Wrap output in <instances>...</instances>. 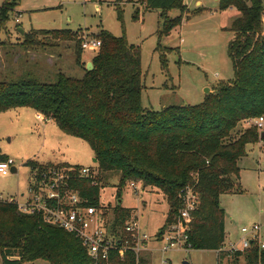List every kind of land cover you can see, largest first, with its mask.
<instances>
[{
    "label": "trees",
    "instance_id": "trees-1",
    "mask_svg": "<svg viewBox=\"0 0 264 264\" xmlns=\"http://www.w3.org/2000/svg\"><path fill=\"white\" fill-rule=\"evenodd\" d=\"M21 0H5L0 7V33ZM122 0L117 1L120 7ZM146 11L161 12V35L182 24L187 10L184 0H141ZM235 8L239 16L228 29L234 34L228 46L234 80L220 83L216 93L208 94L196 106H169L160 111L142 105V53L125 36L115 37L101 30L102 42L93 58L94 69L87 72L81 57L82 39L71 30L42 31L53 40L73 41L77 64L85 71L82 79L59 73L55 83L34 78L0 82V114L17 108L33 109L51 119L65 134L89 144L100 170L119 172V193L128 183L163 193L169 212L157 237L177 219L184 190L193 188L198 207L192 214L189 234L195 251H216L226 241L225 213L220 207L224 194L242 193L238 183V161L247 156V146L264 142L258 130L249 127L234 140L233 132L249 119L264 115V6L263 0H220V10ZM182 15L170 19L168 13ZM119 16L122 11L119 8ZM136 8L133 19H141ZM36 31L25 34L23 45L39 46ZM76 34V36H75ZM1 44V43H0ZM165 63V62H164ZM8 160L0 150V162ZM32 172L42 173L54 164L27 161ZM71 167L70 164L57 165ZM75 169L81 168L75 166ZM71 187L87 199L88 205L101 207L100 187L90 179L74 178ZM107 209V208H106ZM115 222L123 226L131 209L117 205ZM0 255L2 264H92L81 241L64 229L48 223L40 214L27 215L15 203L0 202ZM264 264V251L256 242L245 253H236L231 264ZM133 253L122 261L111 255V264H135Z\"/></svg>",
    "mask_w": 264,
    "mask_h": 264
},
{
    "label": "rangeland",
    "instance_id": "rangeland-1",
    "mask_svg": "<svg viewBox=\"0 0 264 264\" xmlns=\"http://www.w3.org/2000/svg\"><path fill=\"white\" fill-rule=\"evenodd\" d=\"M4 1L0 0V7ZM117 1L21 0L0 33V82L34 78L43 83H55L59 73L82 79L85 71L77 64L76 43L53 40L40 33L53 30H71L78 33V37L86 36L87 39L104 30L115 37L125 36L129 44L139 46L144 85L142 105L148 110L196 106L205 101L207 89L210 94H215L220 83L233 82L235 76L228 46L234 34L228 29L239 16L236 9L221 12L217 10L215 0H202L203 7L197 5L198 0H188L189 18L184 14L187 23L173 28L168 35H161L164 24L161 12L146 11L141 0H122L120 7ZM138 7L142 17L135 21L133 14ZM180 15L178 10L168 13L170 19ZM18 29L26 33L36 31L35 39L41 44L23 45L25 35L21 36ZM94 55L85 51L86 62ZM248 128L246 123L240 124L230 140ZM0 150L15 161L17 169L16 174H0V195L5 200L15 199L19 203L26 200L32 181L27 161L90 167L96 173L100 203L107 211V218L109 215L115 217L114 209L121 201L123 208L131 209L129 218L134 216L142 232L152 238L142 254L145 264H160L166 259L176 264L183 260L189 264L220 262L214 251L192 250L187 253L172 250L163 253L160 250L163 242L157 240L169 212L163 193L138 183L137 191L128 183L119 193V172L100 170L87 142L65 134L51 119L44 116L39 119L33 109L17 108L0 114ZM238 167L237 181L243 192L220 197V207L225 213L227 247L230 242L240 241L242 228L264 225V144L247 146V156L238 161ZM149 253L151 260L148 259ZM232 260L222 262L231 264ZM238 263L245 264L244 258ZM35 264L48 263L40 260Z\"/></svg>",
    "mask_w": 264,
    "mask_h": 264
},
{
    "label": "built area",
    "instance_id": "built-area-1",
    "mask_svg": "<svg viewBox=\"0 0 264 264\" xmlns=\"http://www.w3.org/2000/svg\"><path fill=\"white\" fill-rule=\"evenodd\" d=\"M102 46L99 39L87 37L82 38L81 48L83 51H90L98 54ZM39 119L42 116L39 115ZM247 125L256 128L260 133L264 131V115L257 119H249ZM15 166L13 159L0 162V174L8 176ZM90 179L92 186H98L94 169L74 167L53 166L42 173L38 170L32 172V181L28 195L23 203L15 199L5 200L0 195V202L15 203L21 213L27 215H42L45 220L55 226L64 229L81 241L92 264H111V255L118 254L122 261L130 252L135 255V264L143 262V252L146 251L151 237L143 233L138 220L132 216L121 225H117L115 217L109 215L103 208H96L88 205L87 199L74 190L70 182L72 179ZM136 191L138 186L135 182L130 184ZM103 207V206H101ZM198 207V196L193 188L187 187L184 190L182 208L179 216L164 231L161 240L163 246L161 251L167 253L175 250L179 252L192 251L189 234L193 222L192 214ZM242 238L238 243L230 242L216 250L220 260L217 264H225L228 259L233 258L236 253H245L251 249L253 242H256L259 250L264 251V225L244 227L241 230ZM158 240V239H157ZM184 262V261H183ZM183 262L181 264H183ZM160 264H175L163 260Z\"/></svg>",
    "mask_w": 264,
    "mask_h": 264
},
{
    "label": "crops",
    "instance_id": "crops-1",
    "mask_svg": "<svg viewBox=\"0 0 264 264\" xmlns=\"http://www.w3.org/2000/svg\"><path fill=\"white\" fill-rule=\"evenodd\" d=\"M187 1L188 0H184V4L186 5V7H187V10L183 13V20H182V24L180 25V26H182L183 24H186L187 23V21H188V19L187 18H184V14H186L187 15V17L189 18V16H188V14H189V4L187 3ZM216 2H217V7H218V9L217 10H219V11H221L222 12V10H220V0H215ZM123 3V2H122ZM121 3V4H122ZM120 4V5H121ZM197 5L198 6H200V7H203V1L202 0H198L197 1ZM263 6H264V0H263ZM142 7H144L145 8V6H142ZM139 8V7H138ZM233 9H235V8H230V9H228V10H225V11H229V10H233ZM237 11V10H236ZM238 12V11H237ZM238 14H239V12H238ZM181 15H182V13H181ZM238 17V16H237ZM233 23V22H232ZM179 27V26H178ZM263 28H264V20H263ZM19 30V29H18ZM25 32V31H24ZM73 32V31H72ZM74 33V32H73ZM25 34H26V32H25ZM82 34V33H81ZM98 35V34H97ZM82 36H85L84 35V33L82 34ZM86 37V36H85ZM80 39H82L83 37H79ZM93 38H96L97 39V36H94ZM90 52V51H89ZM84 53H85V51H83V54H82V57H81V61H82V63L83 64H88V63H90L91 61H92V59L97 55V54H95L91 59L90 58H88V62H86V60H87V58L86 57H84ZM93 53V52H92ZM86 58V59H85ZM85 64V65H86ZM87 66V65H86ZM86 66H85V69H86ZM37 114V113H36ZM37 116L39 117V115L37 114ZM248 121V120H247ZM246 121V122H247ZM246 122H244V123H246ZM246 125H247V123H246ZM248 126V125H247ZM250 127V126H249ZM259 132V131H258ZM264 132V131H263ZM262 133V132H261ZM261 133L259 132V134H260V139H261ZM260 142H262L263 144H264V142L263 141H260ZM39 163V162H38ZM40 164H52V163H41L40 162ZM57 165H60V164H57ZM71 165V164H70ZM159 241V240H158ZM146 252V251H145ZM150 252V251H149ZM215 253H216V251H214ZM217 254V253H216ZM144 256V255H143ZM149 257L150 258H148L149 260H151L152 259V256H151V253H149ZM143 258V260L145 261V259H144V257H142ZM147 259V260H148ZM167 261H171L172 262V260L171 259H166ZM184 262H187L186 260H183ZM149 262V261H148ZM183 262V263H184ZM173 263V262H172ZM182 263V262H181ZM176 264V263H175Z\"/></svg>",
    "mask_w": 264,
    "mask_h": 264
},
{
    "label": "water",
    "instance_id": "water-1",
    "mask_svg": "<svg viewBox=\"0 0 264 264\" xmlns=\"http://www.w3.org/2000/svg\"><path fill=\"white\" fill-rule=\"evenodd\" d=\"M18 32L20 33L21 36L24 37V35H25L24 30L19 29ZM93 69H94L93 63L92 62L88 63L87 66H86V71L87 72H91ZM206 94L207 95L210 94V90L209 89H207ZM262 138H264V132L261 133V139ZM94 163H98L97 159L94 160ZM16 173H17V169L15 167H13L12 174H16ZM119 204L121 205V201H119ZM183 264H189V263L188 262H184Z\"/></svg>",
    "mask_w": 264,
    "mask_h": 264
}]
</instances>
